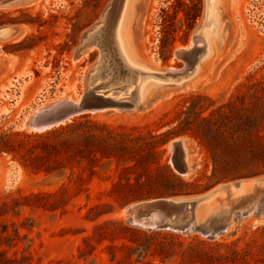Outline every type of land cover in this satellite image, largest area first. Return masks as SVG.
Returning <instances> with one entry per match:
<instances>
[{
    "label": "rangeland",
    "instance_id": "rangeland-1",
    "mask_svg": "<svg viewBox=\"0 0 264 264\" xmlns=\"http://www.w3.org/2000/svg\"><path fill=\"white\" fill-rule=\"evenodd\" d=\"M110 1L0 0L4 22L0 27L20 29L14 38L0 40V58L9 63L0 73V135H45L72 123L78 127L66 138L80 135L73 147L47 152L49 172L33 171L19 154L0 153V206L6 204L0 210V235L8 236L0 239V251L20 264H264V215L258 211L236 218L216 235H207L200 230L133 227L122 210L135 201L121 202L124 193L163 183L158 166H172L170 143L178 136L155 148L165 153L142 156L148 153L149 143L178 130L194 97L204 96L202 105H211L208 115L236 98L238 90L264 83V0L214 3L222 38L214 40V51L201 63L198 73L202 74L192 87L170 89L142 110L88 113L44 132L19 126L25 112L42 97L49 102L62 95L75 98L84 91L99 51L75 60V49L102 20ZM208 10L207 0H146L138 39H132L142 67L181 66L175 51L190 44L205 24ZM163 83L153 84L145 94ZM110 131L119 141L142 145L139 163L132 158H90L102 142L92 135L101 138ZM180 136L187 137L196 150L198 167L189 176L175 172L186 181L210 183L213 161L207 148L190 134ZM63 138L55 135L44 140L57 144ZM78 148L83 154L77 153ZM128 179L132 187L125 185ZM137 179L145 185H137Z\"/></svg>",
    "mask_w": 264,
    "mask_h": 264
},
{
    "label": "water",
    "instance_id": "water-1",
    "mask_svg": "<svg viewBox=\"0 0 264 264\" xmlns=\"http://www.w3.org/2000/svg\"><path fill=\"white\" fill-rule=\"evenodd\" d=\"M128 1L111 0L102 20L83 35L75 49V60L94 49L99 51L98 61L86 76L84 91L75 98L62 95L49 102L42 97L36 106L25 112L19 121L20 127L30 132H44L88 113L142 110L170 89H187L194 85L196 76L202 74V71L198 73V68L209 52L208 43L202 37V27L190 44L175 51L181 66L164 70L134 67L125 59L117 40ZM145 4L146 0H134L132 29L135 41ZM19 32L17 26H1L0 40L12 39ZM217 45L221 51L223 42L219 41ZM8 64L0 58V73ZM142 73H150L164 83L143 94L137 84ZM170 150V162L179 175L189 176L196 171V150L187 137L175 138L170 143ZM255 211L264 215V175L221 182L200 194L138 200L128 204L122 214L129 225L145 230H200L207 235H216L236 218Z\"/></svg>",
    "mask_w": 264,
    "mask_h": 264
},
{
    "label": "trees",
    "instance_id": "trees-1",
    "mask_svg": "<svg viewBox=\"0 0 264 264\" xmlns=\"http://www.w3.org/2000/svg\"><path fill=\"white\" fill-rule=\"evenodd\" d=\"M197 16H199L198 13L195 17ZM3 23L0 21V25ZM247 88L246 91L238 90L236 98L218 106L208 115L205 113L211 105L208 107L202 105L201 101L204 99L202 95L194 97L191 105L184 112L185 118L178 130L160 137L153 144L149 143L147 145L149 146L148 153L142 156V159H147L162 152L165 153L166 150L160 152L155 148L165 146L175 136L190 134L207 148L212 158L213 172L209 177L210 183L200 184L198 183L199 179L183 180L170 164L159 163L158 169L162 171L165 177L163 183L148 187L146 190L124 193L121 200L122 204L160 196L198 193L221 182L264 175V83L259 82ZM77 127V124L72 123L46 132L45 135L16 134L22 138L9 134L0 135V153L19 154L25 166L31 167L33 171L37 173L49 172L47 152H60L63 149L73 147L80 135H77L75 139L66 138V136L72 135ZM55 135L65 138L57 144H50L44 140ZM92 138H98L102 141L100 147L92 151L91 157L89 155L92 160L115 157L124 161L130 160V158L138 161L137 163L141 161L142 145L139 143L131 146L125 141H119L111 131L107 136L100 138L94 134ZM88 139L89 136L86 140ZM39 149L43 151L40 152ZM24 151L28 152V158ZM83 152L80 148L77 149V153L83 154ZM136 183L141 186L145 185L140 183L138 179ZM125 185L127 187L133 186L129 179ZM4 205L6 204L0 206V210ZM6 230L5 227L3 232ZM6 238L8 236L0 235V239ZM0 264H20V261L6 256L5 251H0Z\"/></svg>",
    "mask_w": 264,
    "mask_h": 264
},
{
    "label": "bare ground",
    "instance_id": "bare-ground-1",
    "mask_svg": "<svg viewBox=\"0 0 264 264\" xmlns=\"http://www.w3.org/2000/svg\"><path fill=\"white\" fill-rule=\"evenodd\" d=\"M217 0H209V10H208V17L205 21L201 29L202 37L208 43L209 52L207 56H210L214 49H213V42L214 40H220L222 38V21L218 18V13L215 10L216 6L214 3ZM134 9V0H129L126 10L123 14V17L120 21L118 31H117V40L119 46L122 50V53L125 59L134 67H142L139 59L136 57L133 51V43L132 39L133 29H132V11ZM181 48V47H180ZM206 56V57H207ZM160 80H156L152 74L150 73H142L137 78V84L139 86L140 91L145 94L147 90L156 83H159ZM161 82V81H160ZM163 82V81H162ZM157 87V86H156Z\"/></svg>",
    "mask_w": 264,
    "mask_h": 264
}]
</instances>
